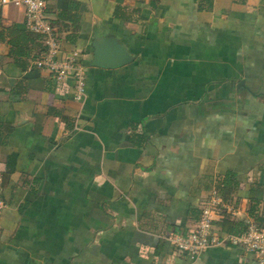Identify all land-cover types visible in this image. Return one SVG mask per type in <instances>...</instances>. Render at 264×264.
Wrapping results in <instances>:
<instances>
[{
  "label": "crops",
  "instance_id": "obj_1",
  "mask_svg": "<svg viewBox=\"0 0 264 264\" xmlns=\"http://www.w3.org/2000/svg\"><path fill=\"white\" fill-rule=\"evenodd\" d=\"M199 3L48 0L62 54L84 67L81 100L72 78L32 67L35 42L10 44L24 11L4 7L0 264H258L169 239L215 189L235 213L218 230L264 221V0ZM106 35L131 62L90 66Z\"/></svg>",
  "mask_w": 264,
  "mask_h": 264
},
{
  "label": "built area",
  "instance_id": "obj_2",
  "mask_svg": "<svg viewBox=\"0 0 264 264\" xmlns=\"http://www.w3.org/2000/svg\"><path fill=\"white\" fill-rule=\"evenodd\" d=\"M47 1L0 0V22L2 11L7 5L22 8L25 29L38 34L43 44L39 56L31 61L32 67L36 70H47L58 81L72 78L74 96L81 100L85 88L84 67L78 60L77 52L62 54L59 37L46 14ZM3 207L4 200L0 181V219ZM224 213H229L231 216L235 214L215 189L202 201L200 217L195 226L185 233L170 235L169 239L172 245L178 251L194 256L209 247L225 244L240 248L243 252L251 254L258 264H264V221L248 220L244 231L224 233L214 226V221L223 217Z\"/></svg>",
  "mask_w": 264,
  "mask_h": 264
},
{
  "label": "water",
  "instance_id": "obj_3",
  "mask_svg": "<svg viewBox=\"0 0 264 264\" xmlns=\"http://www.w3.org/2000/svg\"><path fill=\"white\" fill-rule=\"evenodd\" d=\"M93 58L90 66L117 68L132 60L127 47L114 35L95 37L92 41ZM244 86V82L239 83Z\"/></svg>",
  "mask_w": 264,
  "mask_h": 264
},
{
  "label": "trees",
  "instance_id": "obj_4",
  "mask_svg": "<svg viewBox=\"0 0 264 264\" xmlns=\"http://www.w3.org/2000/svg\"><path fill=\"white\" fill-rule=\"evenodd\" d=\"M211 6H212V0H202V3H199L197 8L200 10H204V9L206 10V9H210ZM7 31L9 33V36H10L9 41H10V44L12 46L19 45L21 43H25V42H29V41L32 43L35 42L36 46H37V50L35 51V53H33L31 55V60H34L35 58H37L39 56V53L43 49V44H42L41 39H40L38 34L27 31L25 29L24 25H23V27L12 25L10 28H8ZM220 195L223 199L222 192H220ZM252 220L258 222V220H256V219H252ZM226 223H230L226 220V218H224L220 222H217V225L220 227L219 229L221 230V232H224V233H240V232L244 231V229L246 228V223L243 224L241 227H237L236 225H233L231 223L232 227L229 224V230H225L222 226ZM230 228H232V229H230Z\"/></svg>",
  "mask_w": 264,
  "mask_h": 264
}]
</instances>
